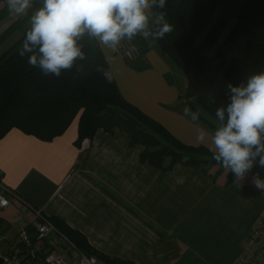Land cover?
<instances>
[{
  "label": "crops",
  "instance_id": "crops-1",
  "mask_svg": "<svg viewBox=\"0 0 264 264\" xmlns=\"http://www.w3.org/2000/svg\"><path fill=\"white\" fill-rule=\"evenodd\" d=\"M11 23L0 24V35ZM134 42L140 56L132 60L99 44L121 95L181 142L201 145L197 124L213 130L184 115V74L156 41L137 36ZM77 125L78 116L51 141L10 129L0 139L3 183L108 256L134 264H233L264 218V190L252 183L253 173L237 184L219 165L206 171L180 163L160 169L141 162L143 147L130 146L118 129H99L75 145ZM30 218L14 201L0 210L4 252L20 248L17 228Z\"/></svg>",
  "mask_w": 264,
  "mask_h": 264
},
{
  "label": "trees",
  "instance_id": "trees-1",
  "mask_svg": "<svg viewBox=\"0 0 264 264\" xmlns=\"http://www.w3.org/2000/svg\"><path fill=\"white\" fill-rule=\"evenodd\" d=\"M41 6L42 0H32L28 15ZM153 11H164L173 25V31L163 38L197 72L203 85L196 99L213 116L218 107L227 104V83L238 85L248 75L264 71V0H167L164 9ZM8 14L6 0H0V21ZM28 15L17 17L0 37V43L19 29ZM28 28L4 44V49L0 47V139L16 128L39 140L51 141L78 116L77 146L84 139H92L99 129L109 133L118 129L126 134L130 146L143 147L139 155L143 163L164 170L176 163L202 171L218 165L207 147L181 142L124 99L96 39L85 36L80 43L87 60L77 61L57 78L30 66L28 54L19 55ZM97 65L111 72V82L96 71ZM186 101L195 112L192 100ZM257 172L264 178V169L254 167L251 171ZM48 218L80 250L103 264H134L96 250L79 230L55 216Z\"/></svg>",
  "mask_w": 264,
  "mask_h": 264
},
{
  "label": "clouds",
  "instance_id": "clouds-1",
  "mask_svg": "<svg viewBox=\"0 0 264 264\" xmlns=\"http://www.w3.org/2000/svg\"><path fill=\"white\" fill-rule=\"evenodd\" d=\"M12 15L26 16L32 0H6ZM167 0H42L29 19V28L19 55L28 54V63L45 75L57 78L77 61H86L80 43L85 36L105 48L117 51L121 41L137 36L162 39L173 31L164 9ZM132 51H136L132 45ZM131 54V53H129ZM79 70V69H78ZM96 71L111 82L112 74L103 66ZM227 104L216 109L213 131L197 124L196 142L208 148L212 158L240 184L254 167L264 169V71L248 75L238 85L227 83ZM214 102V101H213ZM184 115L199 119L190 108ZM252 183L264 190V178L255 173Z\"/></svg>",
  "mask_w": 264,
  "mask_h": 264
},
{
  "label": "built area",
  "instance_id": "built-area-1",
  "mask_svg": "<svg viewBox=\"0 0 264 264\" xmlns=\"http://www.w3.org/2000/svg\"><path fill=\"white\" fill-rule=\"evenodd\" d=\"M132 45L136 48L134 52ZM116 52L127 60L140 56L134 40L121 41ZM13 201L21 204L31 218L28 224L19 225L17 228V244L20 246L18 250L4 252L1 248L3 236L0 234L2 264H98L95 256L80 250L41 209L32 206L6 186L0 175V210L7 209ZM27 226H31V232ZM233 264H264V218L259 219L253 226L241 254Z\"/></svg>",
  "mask_w": 264,
  "mask_h": 264
},
{
  "label": "water",
  "instance_id": "water-1",
  "mask_svg": "<svg viewBox=\"0 0 264 264\" xmlns=\"http://www.w3.org/2000/svg\"><path fill=\"white\" fill-rule=\"evenodd\" d=\"M162 51L167 55V57L181 70L187 80V87L185 91V97L187 100H192L193 109L198 113V116L211 125L213 128L217 127V120L215 116L209 113L196 99L199 90L201 89L203 82L199 78L195 69L185 61V59L180 55V53L173 49L164 38L155 39ZM0 264H2V259L0 258Z\"/></svg>",
  "mask_w": 264,
  "mask_h": 264
},
{
  "label": "rangeland",
  "instance_id": "rangeland-1",
  "mask_svg": "<svg viewBox=\"0 0 264 264\" xmlns=\"http://www.w3.org/2000/svg\"><path fill=\"white\" fill-rule=\"evenodd\" d=\"M33 14V13H32ZM31 14V15H32ZM30 14L28 15V17L25 19V21H23V23H21V26L19 27V29H15V30H13L12 31V33L9 35V36H7L6 38H7V40H8V42H7V45L9 44V43H11V41H13V40H15L16 38H18L21 34H20V30H22V29H25V28H27V27H29V19H30V16H31ZM19 18L20 16H16V15H12V14H8L7 16H5L4 17V19H2V21H0V24H6L8 21H9V23H10V21L12 20V22L13 21H15L16 20V18ZM2 35H0V37H1ZM1 41H2V39H1ZM10 41V42H9ZM6 42H1L0 43V47L1 48H3V46H4V44H5ZM6 45V44H5ZM0 48V49H1ZM166 57V56H165ZM167 58V57H166ZM169 62H170V60H168ZM172 65H173V67L176 69V71H178L179 73H180V71L177 69V67L172 63V62H170ZM184 95H185V93H184ZM98 264H103L102 262H98Z\"/></svg>",
  "mask_w": 264,
  "mask_h": 264
}]
</instances>
